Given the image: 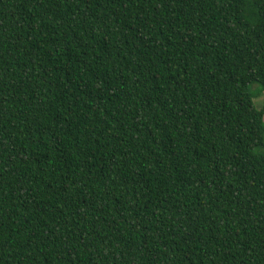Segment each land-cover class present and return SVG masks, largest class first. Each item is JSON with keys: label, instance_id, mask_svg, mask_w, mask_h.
I'll use <instances>...</instances> for the list:
<instances>
[{"label": "trees", "instance_id": "trees-1", "mask_svg": "<svg viewBox=\"0 0 264 264\" xmlns=\"http://www.w3.org/2000/svg\"><path fill=\"white\" fill-rule=\"evenodd\" d=\"M252 84L264 0H0V264H264Z\"/></svg>", "mask_w": 264, "mask_h": 264}, {"label": "rangeland", "instance_id": "rangeland-1", "mask_svg": "<svg viewBox=\"0 0 264 264\" xmlns=\"http://www.w3.org/2000/svg\"><path fill=\"white\" fill-rule=\"evenodd\" d=\"M250 92L253 95L255 106L258 109H262L264 107V91L261 86L259 84H252ZM259 152H263V150H259Z\"/></svg>", "mask_w": 264, "mask_h": 264}]
</instances>
